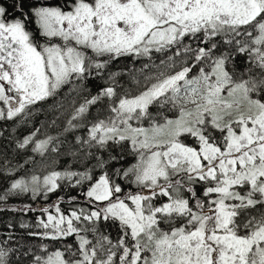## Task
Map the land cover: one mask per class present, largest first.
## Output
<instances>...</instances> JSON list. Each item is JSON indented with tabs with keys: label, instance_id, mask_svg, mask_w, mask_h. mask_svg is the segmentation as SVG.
I'll return each instance as SVG.
<instances>
[{
	"label": "snow or ice",
	"instance_id": "snow-or-ice-1",
	"mask_svg": "<svg viewBox=\"0 0 264 264\" xmlns=\"http://www.w3.org/2000/svg\"><path fill=\"white\" fill-rule=\"evenodd\" d=\"M9 212L0 264H264V0H0Z\"/></svg>",
	"mask_w": 264,
	"mask_h": 264
},
{
	"label": "trees",
	"instance_id": "trees-1",
	"mask_svg": "<svg viewBox=\"0 0 264 264\" xmlns=\"http://www.w3.org/2000/svg\"><path fill=\"white\" fill-rule=\"evenodd\" d=\"M24 131H26V130H24ZM74 194V193H73ZM51 200H54L55 199V195H53L51 198H50ZM21 201H19V200H13L12 201V203H14V204H19ZM62 207H64V205H61ZM13 214L12 213H0V220H3V219H7L9 216H12ZM28 216L29 217H31L32 216V214L31 213H29L28 214ZM0 226H2V225H0Z\"/></svg>",
	"mask_w": 264,
	"mask_h": 264
}]
</instances>
